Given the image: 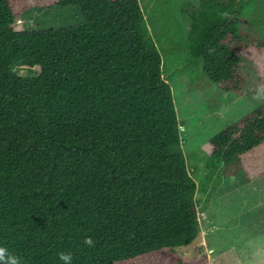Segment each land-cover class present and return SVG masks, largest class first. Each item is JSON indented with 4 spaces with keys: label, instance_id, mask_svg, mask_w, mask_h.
I'll use <instances>...</instances> for the list:
<instances>
[{
    "label": "trees",
    "instance_id": "16d2710c",
    "mask_svg": "<svg viewBox=\"0 0 264 264\" xmlns=\"http://www.w3.org/2000/svg\"><path fill=\"white\" fill-rule=\"evenodd\" d=\"M256 2L200 0L189 13L187 61L224 92L243 94L242 60L264 90V20L247 21ZM68 6L83 24L16 23ZM166 52L138 0H0V247L21 264H64L60 253L71 264H208L177 250L199 237L195 194L215 188L211 172L197 185L187 168ZM263 147L264 102L205 144L224 176L245 155L262 162Z\"/></svg>",
    "mask_w": 264,
    "mask_h": 264
},
{
    "label": "rangeland",
    "instance_id": "374dc122",
    "mask_svg": "<svg viewBox=\"0 0 264 264\" xmlns=\"http://www.w3.org/2000/svg\"><path fill=\"white\" fill-rule=\"evenodd\" d=\"M138 2L152 40L167 49L161 54L162 76L170 85L181 124L187 168L197 185L211 172L209 188H215L206 194H195L199 237L177 250L187 258L206 253L208 264H264V147L259 150L262 162L245 155L239 173L227 176L220 172L221 164L212 162L205 150L208 139L264 102L257 67L241 61L242 95L222 91L203 74L199 62L187 61L188 16L198 8L200 0ZM256 3L247 21L257 20V24L260 18L264 20V3ZM16 23L28 31H40L83 24L84 18L76 6L40 7L24 12ZM160 35L163 39L158 41ZM262 68L260 74L264 72ZM15 71L25 77L36 74L26 67H16Z\"/></svg>",
    "mask_w": 264,
    "mask_h": 264
},
{
    "label": "clouds",
    "instance_id": "9594fccd",
    "mask_svg": "<svg viewBox=\"0 0 264 264\" xmlns=\"http://www.w3.org/2000/svg\"><path fill=\"white\" fill-rule=\"evenodd\" d=\"M85 244L90 247H94L93 240L89 237L85 239ZM59 259L64 262V264H71V254L69 253H60ZM0 264H21L20 258L12 255L4 247H0Z\"/></svg>",
    "mask_w": 264,
    "mask_h": 264
}]
</instances>
